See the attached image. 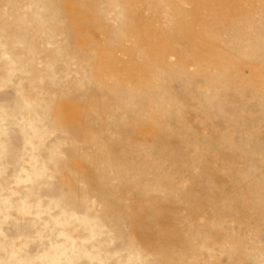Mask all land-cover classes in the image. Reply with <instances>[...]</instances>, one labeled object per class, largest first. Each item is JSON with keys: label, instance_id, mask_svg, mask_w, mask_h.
<instances>
[{"label": "rangeland", "instance_id": "1", "mask_svg": "<svg viewBox=\"0 0 264 264\" xmlns=\"http://www.w3.org/2000/svg\"><path fill=\"white\" fill-rule=\"evenodd\" d=\"M0 264H264V0H0Z\"/></svg>", "mask_w": 264, "mask_h": 264}]
</instances>
